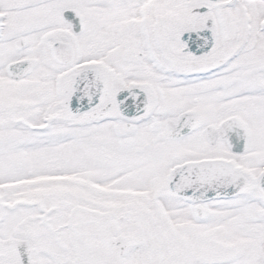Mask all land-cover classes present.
Instances as JSON below:
<instances>
[{
    "label": "snow or ice",
    "instance_id": "snow-or-ice-1",
    "mask_svg": "<svg viewBox=\"0 0 264 264\" xmlns=\"http://www.w3.org/2000/svg\"><path fill=\"white\" fill-rule=\"evenodd\" d=\"M0 264H264V0H0Z\"/></svg>",
    "mask_w": 264,
    "mask_h": 264
}]
</instances>
